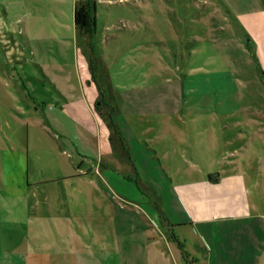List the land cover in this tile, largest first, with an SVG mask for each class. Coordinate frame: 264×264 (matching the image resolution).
<instances>
[{
    "label": "rangeland",
    "instance_id": "obj_1",
    "mask_svg": "<svg viewBox=\"0 0 264 264\" xmlns=\"http://www.w3.org/2000/svg\"><path fill=\"white\" fill-rule=\"evenodd\" d=\"M76 1L0 0V158L5 159L4 180L0 164V251L26 252L30 264L74 263L61 260L67 252L49 229L37 241L25 240L30 201L43 205L46 197L55 214L65 215L67 201L76 207L77 221L66 219L82 226L84 239L95 234V264H102L98 255L117 242L112 223L124 203L109 198L95 173L101 167L112 188L134 200L146 191L135 169L140 178L142 172L160 182L155 169L161 162L153 157L157 147L165 146L154 143L161 134L174 138L183 159L202 167L226 164V140L230 156L255 171L264 192V0H96L94 45L110 71L121 108L118 121L132 138V161L113 154L107 124L83 99L81 76L89 102L98 90L87 52L77 45ZM17 48L13 55L22 54L20 62L9 59ZM57 84L70 94L69 103L57 99ZM18 87L29 94V104L17 98ZM145 138H154L153 143ZM65 141L78 143H60ZM19 152L27 157L30 181H41L24 198L7 192L14 166L6 156L13 160ZM77 172L85 175L56 180ZM75 190L84 194L77 196ZM139 231L131 247L135 257L141 252L147 260L135 264H173L157 255L159 239L146 243ZM173 231L179 264H220L222 259L233 264L238 257L235 248H228L237 244L235 235L227 242L220 236L205 239L189 225Z\"/></svg>",
    "mask_w": 264,
    "mask_h": 264
},
{
    "label": "crops",
    "instance_id": "obj_2",
    "mask_svg": "<svg viewBox=\"0 0 264 264\" xmlns=\"http://www.w3.org/2000/svg\"><path fill=\"white\" fill-rule=\"evenodd\" d=\"M18 50V48L15 49L12 54L10 50V57H8L11 61L15 60L16 62H20L18 57L22 54L17 53L19 55L17 58L13 55ZM24 55L26 54L24 53ZM89 72L91 81L95 85L91 70ZM45 79L48 78L45 77ZM92 82L89 83L91 84ZM83 84L84 79L81 76L79 85L85 95L83 99L87 100L86 103L89 108L92 107L98 112L95 107L99 97L98 88V94L95 96L93 92L92 102H89ZM57 85V99H64L65 102L69 103L68 99L70 94L67 93L66 88L62 85ZM17 92L19 95L17 98L20 97V99H24L21 101L29 104V101H27L29 94L24 93L20 87L17 88ZM31 100L33 104L37 103L35 102V98H31ZM95 110H92V113ZM49 124H52V126L58 125L57 122L55 123L53 121H49ZM120 127L129 145L131 158H120L114 153L110 143L111 150L121 160L132 161V148L130 144L132 143V138L127 128L121 125ZM159 137L160 140L154 143H165L166 146L162 144V148L157 147L155 150L157 156L153 157L161 162V169L155 167V177L156 179L159 177L160 182L158 180L156 182L153 181L151 176L150 178L147 176L143 177L142 172L140 173V178L135 169V179L141 181L146 191L142 195L136 196L137 198L133 197L134 200L129 198V193L114 190L110 182L112 178L108 172H102L101 167L95 173L98 179H100L99 185L110 195L109 198L120 200L125 204H119L120 207L115 205L118 207V210L112 224L115 231L114 238L118 242V247L114 239L112 249H109L107 252H100L98 256L102 264H135L139 258L145 262L147 260V254L143 258L141 252H139L137 253L139 254V258L137 256L135 257L130 243L133 233H137L139 227L143 228L142 232L139 231L142 236L140 240H144V237L146 243H154L159 239L160 242L158 245L161 244L162 246L160 248L158 246L159 251H157V255L160 258H165L168 262L170 260L173 264H179L172 249V242L175 241L171 238L169 232L171 229L174 230L175 226L184 225L196 227L199 231H202L201 233L205 239L211 236H220L227 241L230 237L232 238V235H235L237 244L228 247L232 251L235 248L238 255L233 264H259L261 262L264 264V255H262L264 252V202L262 201L264 192L259 187L255 171L251 167L242 168L239 166V160L233 159L230 156L232 152L228 151L226 140L225 142L223 140V157L227 161L226 164L220 165V167H213L211 164L202 167L193 160L183 159V155L177 153L174 144L176 142L172 136L170 137L171 139H166L162 134ZM153 140L154 138L146 139L148 143H153ZM60 143L78 142L65 141ZM24 156L23 152L16 153L13 160H10L11 155L6 156L7 160L11 161L14 166L10 174L7 192L23 198L30 194L29 191L32 190V185L41 183V181L31 182L30 178H28L29 170L27 171L26 169L27 157L25 161ZM4 163L5 159L0 158L2 180L5 179ZM105 169L108 170L107 167ZM84 175V172H77L67 177H58L56 180L80 178ZM128 179L131 178L128 177ZM75 192L77 196L84 194L80 190H75ZM72 196H75L74 192ZM34 199L30 201L27 220L25 221L31 226V229L25 234V240L28 242L33 239L37 241L41 235H44V229H49L51 236L56 238L55 243H59L67 252L66 256L61 260L65 259L66 261L69 258L70 260H74L73 264H95V261L98 260V258L95 260V234L92 233L90 237L84 239L82 226L77 224L71 225L66 219L69 216H73L77 221L78 212L76 207L71 208V204L69 205V201H67L68 211L65 215L63 213L61 215L58 212L55 214L50 209V206H48L46 197L43 199V205L36 204ZM126 205H130L134 209L125 211L127 208L125 207ZM131 212L134 214V218L131 217ZM58 215L62 217V220ZM57 218L63 221V223L57 222ZM155 232L159 236L154 235ZM16 235L18 236V233ZM67 239L72 243L71 246L64 242ZM85 248H91L94 251H92L93 254H90L87 250L85 251ZM139 249H141L140 246ZM29 260L30 256L26 252L14 249L11 252L0 251V264H8V262L9 264H30ZM209 263L212 264L211 260L208 261ZM52 264H56V261ZM220 264L232 263L231 261H227V259H222Z\"/></svg>",
    "mask_w": 264,
    "mask_h": 264
},
{
    "label": "trees",
    "instance_id": "obj_3",
    "mask_svg": "<svg viewBox=\"0 0 264 264\" xmlns=\"http://www.w3.org/2000/svg\"><path fill=\"white\" fill-rule=\"evenodd\" d=\"M96 6V0H77L75 2L74 22L77 45L83 47L87 52L89 68L99 90V97L95 107L109 128L111 147L120 158L130 159L131 151L118 122L120 108L116 101L110 71L102 58L97 56L94 45L97 22ZM101 103L105 105L106 110H103V107L99 105ZM136 181L142 188L141 181L138 179ZM170 236L176 241L173 229L170 230Z\"/></svg>",
    "mask_w": 264,
    "mask_h": 264
}]
</instances>
